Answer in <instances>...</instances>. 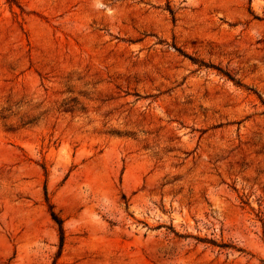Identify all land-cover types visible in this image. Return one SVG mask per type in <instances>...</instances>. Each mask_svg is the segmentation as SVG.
Wrapping results in <instances>:
<instances>
[{
  "label": "rangeland",
  "instance_id": "1",
  "mask_svg": "<svg viewBox=\"0 0 264 264\" xmlns=\"http://www.w3.org/2000/svg\"><path fill=\"white\" fill-rule=\"evenodd\" d=\"M0 264H264V0H0Z\"/></svg>",
  "mask_w": 264,
  "mask_h": 264
},
{
  "label": "trees",
  "instance_id": "2",
  "mask_svg": "<svg viewBox=\"0 0 264 264\" xmlns=\"http://www.w3.org/2000/svg\"><path fill=\"white\" fill-rule=\"evenodd\" d=\"M53 214V216H54V218L56 219L57 217H56V214L53 212L52 213ZM56 220H58V219H56ZM60 224V223H59ZM60 230H61V232H62V227L60 226ZM62 241H63V236L61 235V244H62Z\"/></svg>",
  "mask_w": 264,
  "mask_h": 264
}]
</instances>
